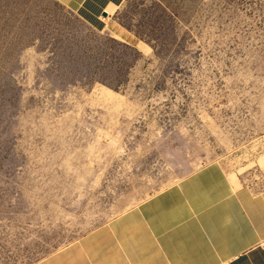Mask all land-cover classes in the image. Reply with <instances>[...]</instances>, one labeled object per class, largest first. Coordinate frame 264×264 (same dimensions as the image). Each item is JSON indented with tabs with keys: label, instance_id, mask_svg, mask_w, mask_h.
<instances>
[{
	"label": "rangeland",
	"instance_id": "rangeland-1",
	"mask_svg": "<svg viewBox=\"0 0 264 264\" xmlns=\"http://www.w3.org/2000/svg\"><path fill=\"white\" fill-rule=\"evenodd\" d=\"M263 155L264 0H126L102 33L0 0V264Z\"/></svg>",
	"mask_w": 264,
	"mask_h": 264
},
{
	"label": "crops",
	"instance_id": "crops-1",
	"mask_svg": "<svg viewBox=\"0 0 264 264\" xmlns=\"http://www.w3.org/2000/svg\"><path fill=\"white\" fill-rule=\"evenodd\" d=\"M102 33L126 0H51ZM40 264H264V155L199 173L192 196L156 197Z\"/></svg>",
	"mask_w": 264,
	"mask_h": 264
},
{
	"label": "bare ground",
	"instance_id": "bare-ground-1",
	"mask_svg": "<svg viewBox=\"0 0 264 264\" xmlns=\"http://www.w3.org/2000/svg\"><path fill=\"white\" fill-rule=\"evenodd\" d=\"M115 35L117 37H119L121 40H125V41L127 40L128 41V39H129L128 36H126L125 33L122 31H119V32L117 31V33Z\"/></svg>",
	"mask_w": 264,
	"mask_h": 264
}]
</instances>
